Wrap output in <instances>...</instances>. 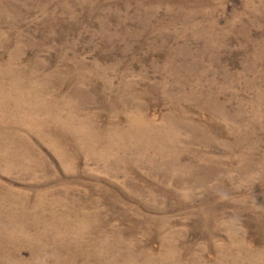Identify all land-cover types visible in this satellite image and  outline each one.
Segmentation results:
<instances>
[{"label": "rangeland", "instance_id": "1", "mask_svg": "<svg viewBox=\"0 0 264 264\" xmlns=\"http://www.w3.org/2000/svg\"><path fill=\"white\" fill-rule=\"evenodd\" d=\"M0 264H264V0H0Z\"/></svg>", "mask_w": 264, "mask_h": 264}]
</instances>
